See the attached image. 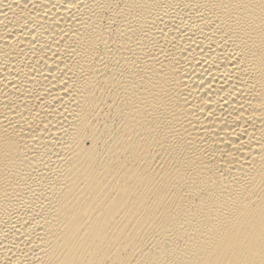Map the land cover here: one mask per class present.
I'll return each instance as SVG.
<instances>
[{
	"label": "bare ground",
	"instance_id": "6f19581e",
	"mask_svg": "<svg viewBox=\"0 0 264 264\" xmlns=\"http://www.w3.org/2000/svg\"><path fill=\"white\" fill-rule=\"evenodd\" d=\"M0 264H264V0H0Z\"/></svg>",
	"mask_w": 264,
	"mask_h": 264
}]
</instances>
